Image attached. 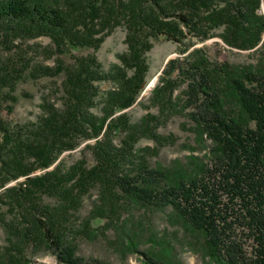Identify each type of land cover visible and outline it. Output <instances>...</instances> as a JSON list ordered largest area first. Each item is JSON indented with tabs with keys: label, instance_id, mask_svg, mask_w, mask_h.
Here are the masks:
<instances>
[{
	"label": "trees",
	"instance_id": "trees-1",
	"mask_svg": "<svg viewBox=\"0 0 264 264\" xmlns=\"http://www.w3.org/2000/svg\"><path fill=\"white\" fill-rule=\"evenodd\" d=\"M259 6L260 0H0V31L46 36L60 56L71 58L32 72L63 75L59 104L42 97L36 120L23 125L0 118V228L5 233L0 264H44L34 256L47 252L56 264H110L79 255L72 235L71 218L93 189L98 195L84 231L95 236L89 222L104 220L115 228L121 248L139 253L142 264L181 263L174 260V245L143 225L134 210L166 214L183 229L186 244L197 243L213 264H264V16ZM117 26L124 28L126 50L118 64L104 70L95 52ZM213 31L231 49L256 50L255 61L211 62L203 49H189L187 40L203 41ZM161 36L187 53L182 61L168 60L150 89L157 113L133 121L125 110L148 83L147 53ZM77 49L91 51L70 53ZM19 77L0 68V86ZM179 81L185 88L176 93ZM100 82L112 86L101 94ZM5 95L12 110L16 98ZM177 113L190 120L194 144L183 159L151 166L146 152L156 154L158 148L137 144L143 138L160 143L165 138L157 126ZM82 143L91 163L84 155L68 166L58 161ZM143 242L147 246L140 249Z\"/></svg>",
	"mask_w": 264,
	"mask_h": 264
},
{
	"label": "rangeland",
	"instance_id": "rangeland-1",
	"mask_svg": "<svg viewBox=\"0 0 264 264\" xmlns=\"http://www.w3.org/2000/svg\"><path fill=\"white\" fill-rule=\"evenodd\" d=\"M214 32V33H213ZM212 36L201 41L193 38L187 40L191 43L192 48H201L209 57L211 62H228L236 65L251 64L256 59V50H237L231 49L223 44L221 39L214 35L217 31H213ZM124 28L117 26L107 34L98 50L95 52L98 62L104 70L111 65L118 64V55L126 50L124 43ZM153 46L147 53V60L150 65L148 75V83L141 92L137 101L127 108L126 114L131 120L135 121L147 113L156 114L157 110L149 102L150 89L153 83H156L158 76L166 63L170 59L182 58L187 52H181L178 43L169 41L164 37H159L152 41ZM190 45V44H189ZM91 50L77 49L71 51V54H87ZM64 59L70 62V55L60 56L53 46L51 40L46 36H38L34 38L13 37L0 31V68L5 67L8 71L20 74V77L12 84L6 83L0 86V118L5 120L9 125H23L27 122H34L40 114L39 104L42 97H48L51 102L59 104L61 90V81L63 75H38L33 76L34 68L40 66H55L57 59ZM181 63V62H180ZM154 79H156L154 81ZM112 84L110 82H100L98 87L101 94ZM185 88V82L179 81L178 93ZM10 94L16 98V102H12L8 96ZM95 109V108H94ZM191 122L184 113H177L169 117L165 122L157 126V133L164 137L159 142L150 139H140L137 147L158 148L157 153L153 151L146 152L148 162L151 166H155L156 162L163 165L169 164L174 159H183L189 153L188 145H193V135L190 131ZM172 139V140H170ZM119 135L115 134L114 141L118 142ZM84 143L80 144L76 149L64 152L58 158L66 166L72 164L76 160L86 157L87 163L92 162V158L88 152H83ZM40 171L35 172V174ZM21 177L18 180H23ZM15 181L8 185H13ZM97 191L91 190L90 194L83 200L82 206L71 218L72 235L77 245V253L84 257H96L108 261L110 264H142V257L139 253H129L121 248V242L118 241L116 230L113 226H106L102 219H92L89 222V230H95V236L90 237L84 231V220L89 214L93 201L97 198ZM169 211V210H168ZM137 218L141 217L144 222L153 231H156L159 237H164L167 241L174 245V260L181 264H213L207 257H203L198 250L197 243L194 247L187 245V235L181 227L172 223L166 218V214L162 212H143L142 210H134ZM122 218H126L124 215ZM194 237V236H192ZM195 242L196 239L192 238ZM5 244V233L0 228V249ZM247 251L251 250L250 241L247 243ZM147 246L146 242L140 244V249ZM35 260L44 264H56L53 254L41 253L34 256Z\"/></svg>",
	"mask_w": 264,
	"mask_h": 264
},
{
	"label": "built area",
	"instance_id": "built-area-1",
	"mask_svg": "<svg viewBox=\"0 0 264 264\" xmlns=\"http://www.w3.org/2000/svg\"><path fill=\"white\" fill-rule=\"evenodd\" d=\"M257 12L259 14H262L264 16V0H260V6L259 8L257 9Z\"/></svg>",
	"mask_w": 264,
	"mask_h": 264
},
{
	"label": "water",
	"instance_id": "water-1",
	"mask_svg": "<svg viewBox=\"0 0 264 264\" xmlns=\"http://www.w3.org/2000/svg\"><path fill=\"white\" fill-rule=\"evenodd\" d=\"M155 80H156V79H154V81H155ZM154 84H155V83H153L152 87L154 86Z\"/></svg>",
	"mask_w": 264,
	"mask_h": 264
}]
</instances>
